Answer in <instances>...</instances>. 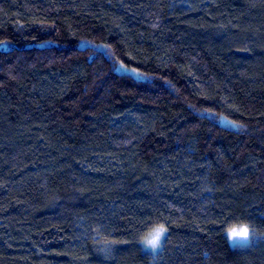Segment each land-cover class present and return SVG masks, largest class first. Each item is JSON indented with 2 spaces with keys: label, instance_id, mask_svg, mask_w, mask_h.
I'll list each match as a JSON object with an SVG mask.
<instances>
[{
  "label": "trees",
  "instance_id": "16d2710c",
  "mask_svg": "<svg viewBox=\"0 0 264 264\" xmlns=\"http://www.w3.org/2000/svg\"><path fill=\"white\" fill-rule=\"evenodd\" d=\"M0 264H264V0H0Z\"/></svg>",
  "mask_w": 264,
  "mask_h": 264
},
{
  "label": "clouds",
  "instance_id": "9594fccd",
  "mask_svg": "<svg viewBox=\"0 0 264 264\" xmlns=\"http://www.w3.org/2000/svg\"><path fill=\"white\" fill-rule=\"evenodd\" d=\"M162 226L164 225L158 224L154 226L153 228L149 229V231L144 236L141 237L145 247L155 250L159 246L162 239ZM243 228L244 227L242 226L241 229Z\"/></svg>",
  "mask_w": 264,
  "mask_h": 264
},
{
  "label": "snow or ice",
  "instance_id": "6c2138e0",
  "mask_svg": "<svg viewBox=\"0 0 264 264\" xmlns=\"http://www.w3.org/2000/svg\"><path fill=\"white\" fill-rule=\"evenodd\" d=\"M166 228L165 226H162V236L163 234L166 233ZM229 238L236 240V239H243V240H247L249 238V230L247 227H244L243 229H236V228H232L229 230Z\"/></svg>",
  "mask_w": 264,
  "mask_h": 264
},
{
  "label": "rangeland",
  "instance_id": "374dc122",
  "mask_svg": "<svg viewBox=\"0 0 264 264\" xmlns=\"http://www.w3.org/2000/svg\"><path fill=\"white\" fill-rule=\"evenodd\" d=\"M247 227V226H245V225H241V226H237V227H233V228H236V229H240L241 227ZM248 228V227H247ZM230 229H232V228H230ZM230 229H228L227 230V237H228V240L230 241V243L232 244V245H235V246H238V245H244V244H247L248 242H249V238L247 239V240H243V239H236V240H233V239H230L229 238V230ZM249 230V229H248ZM164 235L165 234H163V236H162V239H161V241H160V244H159V246L155 249V250H153V249H151V248H148V247H145L144 245H143V242H142V240L140 241V245H141V247L143 248V249H145V250H149V251H151V252H156V251H158L159 249H160V247H161V245H162V241H163V238H164ZM249 235H250V232H249Z\"/></svg>",
  "mask_w": 264,
  "mask_h": 264
}]
</instances>
